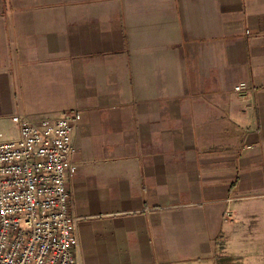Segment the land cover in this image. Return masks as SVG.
<instances>
[{
  "label": "crops",
  "instance_id": "crops-1",
  "mask_svg": "<svg viewBox=\"0 0 264 264\" xmlns=\"http://www.w3.org/2000/svg\"><path fill=\"white\" fill-rule=\"evenodd\" d=\"M73 110L81 264H264V0H0V137Z\"/></svg>",
  "mask_w": 264,
  "mask_h": 264
},
{
  "label": "built area",
  "instance_id": "built-area-1",
  "mask_svg": "<svg viewBox=\"0 0 264 264\" xmlns=\"http://www.w3.org/2000/svg\"><path fill=\"white\" fill-rule=\"evenodd\" d=\"M235 90L253 91L246 82ZM78 118L16 114L19 134L0 137V264H81L67 184Z\"/></svg>",
  "mask_w": 264,
  "mask_h": 264
}]
</instances>
